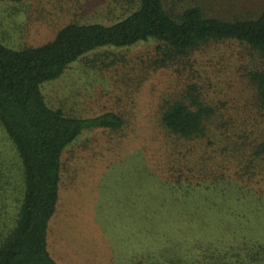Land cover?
<instances>
[{
    "label": "rangeland",
    "instance_id": "1",
    "mask_svg": "<svg viewBox=\"0 0 264 264\" xmlns=\"http://www.w3.org/2000/svg\"><path fill=\"white\" fill-rule=\"evenodd\" d=\"M135 1H0V42L12 49L38 46L70 23L109 24ZM164 1L176 14L196 6L226 21L256 18L264 8V0ZM157 46L147 41L96 49L40 85L47 106L67 115L111 111L124 120L118 130H86L63 150L49 252L59 264H264V200L240 192L189 195L196 185L211 186L198 175L211 168L208 151L199 144L192 151L176 148L178 140L160 124L172 102L190 103L183 98L192 83L202 102L226 103L240 114L253 100L245 74L261 57L235 41L206 43L183 55L163 54ZM234 124L240 127L239 120ZM0 171L13 195L18 161L1 128ZM148 179L160 195L149 188L145 193Z\"/></svg>",
    "mask_w": 264,
    "mask_h": 264
},
{
    "label": "trees",
    "instance_id": "2",
    "mask_svg": "<svg viewBox=\"0 0 264 264\" xmlns=\"http://www.w3.org/2000/svg\"><path fill=\"white\" fill-rule=\"evenodd\" d=\"M147 41L159 43L158 50L171 55L189 54L206 43L235 41L261 57L259 66L245 74L253 100L240 114L229 111L226 103L202 102L197 84L192 83L186 89L189 97L183 95L190 103L172 102L162 112L160 124L178 140L173 142L176 148L192 151L199 144L208 151L211 168L198 175L205 174L211 186L196 185L195 195L181 189L184 195L240 192L264 200V8L256 18L226 21L206 17L196 6L176 14L164 0H136L133 9L109 24L70 23L38 46L12 49L0 42V128L13 148L20 175L19 189L11 195L0 171V264H59L48 249V226L59 199L62 152L86 130H118L124 125L123 118L111 111L78 117L51 108L40 85L96 49ZM228 161L234 168L230 175ZM147 181L142 186L145 193L149 188L160 195L154 181Z\"/></svg>",
    "mask_w": 264,
    "mask_h": 264
}]
</instances>
